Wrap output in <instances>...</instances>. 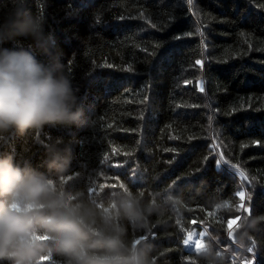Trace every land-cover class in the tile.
<instances>
[{
	"label": "trees",
	"instance_id": "obj_1",
	"mask_svg": "<svg viewBox=\"0 0 264 264\" xmlns=\"http://www.w3.org/2000/svg\"><path fill=\"white\" fill-rule=\"evenodd\" d=\"M12 4L0 0V19ZM24 8L45 16L50 37L0 46L53 67L58 59L83 117L8 133L0 157L51 175L46 144L60 138L72 148L60 178L68 190L101 205L121 190L157 199L162 214L147 231H129L153 244L154 264H264V222L238 230L245 215L264 217V0H26ZM194 230L205 231L208 255L184 243Z\"/></svg>",
	"mask_w": 264,
	"mask_h": 264
},
{
	"label": "clouds",
	"instance_id": "obj_2",
	"mask_svg": "<svg viewBox=\"0 0 264 264\" xmlns=\"http://www.w3.org/2000/svg\"><path fill=\"white\" fill-rule=\"evenodd\" d=\"M25 2L13 0L11 15L0 19V45L31 36L42 46L50 37L45 16L27 13ZM77 92L58 59L53 67L28 50L0 46V141L8 133L79 123L83 110ZM62 144L60 138L46 144L51 175L22 167L11 155L0 157V262L44 264L42 257L50 261L55 255L62 264H154L153 244L130 238L129 231H147L149 218L162 214V204L121 190L101 205L83 190H68L60 178L70 167L72 148ZM176 199L169 196L166 202ZM213 207L228 210L231 203ZM261 222L264 217L245 215L238 230ZM210 251L206 245L201 253Z\"/></svg>",
	"mask_w": 264,
	"mask_h": 264
},
{
	"label": "snow or ice",
	"instance_id": "obj_3",
	"mask_svg": "<svg viewBox=\"0 0 264 264\" xmlns=\"http://www.w3.org/2000/svg\"><path fill=\"white\" fill-rule=\"evenodd\" d=\"M142 18V17H141ZM153 27H155L154 25H153ZM196 64H198V65H200V64H202V62L201 61H196ZM107 67H109V68H111V67H113L111 64H108V65H106ZM127 70H131L130 68L129 69H127ZM200 91L201 92H203L204 91V89H203V87H201L200 88ZM113 151H115V149L113 150ZM219 163V162H218ZM117 166H119V165H117ZM236 196H238L239 198H240V200H241V203L239 204V206H238V209L240 210V209H244V204H243V201L245 200V198H246V193L244 192V191H240V192H237L236 193ZM249 200L251 199V197L249 196V197H247ZM245 211H249V210H247V209H245ZM209 215H211V213H209ZM239 222V217H235L234 219H232V223L233 224H236V223H238ZM193 235H195L194 233H190L189 234V237H191V236H193ZM192 242V240L189 238V239H186L185 241H184V243L185 244H190ZM197 245H198V242H197ZM254 247H255V245L253 246V253H254Z\"/></svg>",
	"mask_w": 264,
	"mask_h": 264
},
{
	"label": "rangeland",
	"instance_id": "obj_4",
	"mask_svg": "<svg viewBox=\"0 0 264 264\" xmlns=\"http://www.w3.org/2000/svg\"><path fill=\"white\" fill-rule=\"evenodd\" d=\"M192 233H194L195 235L191 237L188 236L187 239L190 238L192 242L190 244H187V246L201 252V250L205 248V244L203 242V236L205 235V231L202 230L200 233L199 230H194ZM197 242H198V245H197Z\"/></svg>",
	"mask_w": 264,
	"mask_h": 264
}]
</instances>
